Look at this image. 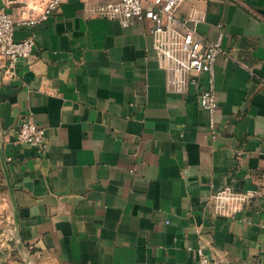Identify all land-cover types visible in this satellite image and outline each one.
I'll use <instances>...</instances> for the list:
<instances>
[{
    "label": "crops",
    "instance_id": "1",
    "mask_svg": "<svg viewBox=\"0 0 264 264\" xmlns=\"http://www.w3.org/2000/svg\"><path fill=\"white\" fill-rule=\"evenodd\" d=\"M68 0L17 26L36 46L0 72V264H264V0H188L178 13L215 63L216 133L198 101L205 74L158 54L152 21L128 25ZM41 0H0L13 20ZM45 130L16 139L22 118Z\"/></svg>",
    "mask_w": 264,
    "mask_h": 264
},
{
    "label": "built area",
    "instance_id": "2",
    "mask_svg": "<svg viewBox=\"0 0 264 264\" xmlns=\"http://www.w3.org/2000/svg\"><path fill=\"white\" fill-rule=\"evenodd\" d=\"M68 0H41L39 13L35 16L13 20L2 8L0 9V72L3 77L16 74L20 60L28 59L36 46V36L32 31L27 36L16 39L17 26H34L46 20L56 12L61 4ZM188 0H106L92 8L94 13L105 18L117 19L128 25L135 17H144L152 21L151 35L158 54L168 60L181 62L193 72L192 82L197 76L205 74V85L198 93V101L208 112V128L212 136L216 133L215 112L217 98L214 89L215 63L223 52V27L215 39H207L188 23L185 15L178 13V8ZM16 139L41 150L46 144L45 130L36 121L22 118L16 128ZM0 206L1 203H0ZM0 207V222L3 220ZM198 264H225L223 260L212 259L199 252Z\"/></svg>",
    "mask_w": 264,
    "mask_h": 264
},
{
    "label": "water",
    "instance_id": "3",
    "mask_svg": "<svg viewBox=\"0 0 264 264\" xmlns=\"http://www.w3.org/2000/svg\"><path fill=\"white\" fill-rule=\"evenodd\" d=\"M0 162L3 170V174L7 183L9 195L11 198L12 206H13V214H14V220H15V225H16V236L17 240L19 241V236H18V210H17V204H16V199L14 195V189L10 180L9 172H8V167L6 164V160L4 158V154L2 151V141H1V125H0Z\"/></svg>",
    "mask_w": 264,
    "mask_h": 264
}]
</instances>
